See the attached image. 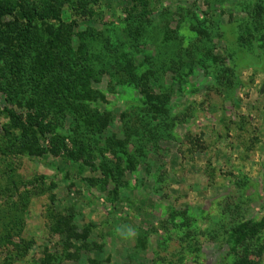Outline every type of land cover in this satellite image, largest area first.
Instances as JSON below:
<instances>
[{
    "label": "rangeland",
    "instance_id": "374dc122",
    "mask_svg": "<svg viewBox=\"0 0 264 264\" xmlns=\"http://www.w3.org/2000/svg\"><path fill=\"white\" fill-rule=\"evenodd\" d=\"M139 1L0 0V264H264V0Z\"/></svg>",
    "mask_w": 264,
    "mask_h": 264
},
{
    "label": "trees",
    "instance_id": "16d2710c",
    "mask_svg": "<svg viewBox=\"0 0 264 264\" xmlns=\"http://www.w3.org/2000/svg\"><path fill=\"white\" fill-rule=\"evenodd\" d=\"M83 4H87V1H85ZM146 6H148V0H140L138 4L133 5L131 7V10H134L136 12H139L141 14H145L147 13V9ZM128 10V9H127ZM84 12V11H82ZM93 10H91L90 8L87 9V14L89 16H91L93 14ZM47 18V16L45 14H38V13H31V14H26V19L27 22L30 23L32 21H45ZM56 19L59 21L60 18L56 17ZM61 23V21H60ZM251 24V22H250ZM233 28V25L231 24V26ZM205 35L207 36V33H205ZM234 38L238 39V37L240 36V33L238 31L235 30V32L233 33ZM238 45V44H237ZM238 47V46H237ZM244 48V47H243ZM256 48V46H255ZM259 48V47H258ZM247 51H251V48H244ZM231 50H234V48H232ZM17 53L13 55L14 58H16ZM31 56H29L30 58ZM31 63L33 65V72L37 73L39 75V77H45L48 74H53V76L55 75H64V73H66V69L69 67L70 70L68 69V73L69 71H73L74 73L77 71V69H75L74 65L72 63H70L68 60H66V64H62L63 61H60V58H56L54 57H47L44 58V60L42 59V56L39 54H35L33 58H30ZM39 60H41V62H39ZM68 64V65H67ZM65 66H67V68H65ZM78 69L82 70V69H86V70H90L89 67H87L86 65L82 66L79 64L77 65ZM72 73V72H71ZM64 85V83L62 84V82L59 83L58 88L57 85L55 86L57 89L59 90H65L62 86ZM66 86V84H65ZM55 89V92H57ZM66 94V90L62 91ZM263 225V221H258V222H242L237 224L234 228L231 229V231L229 232L228 236L231 239L232 242V248L234 249V247L238 244H240L241 242H244L246 240H250L251 237H254V235L257 233L259 227ZM249 238V239H248ZM242 257L239 259V264H246L247 263V248L246 246L243 247L242 249Z\"/></svg>",
    "mask_w": 264,
    "mask_h": 264
}]
</instances>
